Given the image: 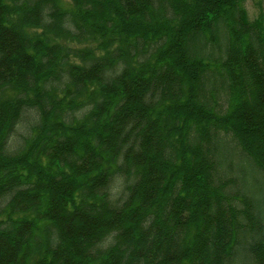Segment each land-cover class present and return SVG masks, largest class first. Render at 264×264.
I'll use <instances>...</instances> for the list:
<instances>
[{"label":"trees","instance_id":"1","mask_svg":"<svg viewBox=\"0 0 264 264\" xmlns=\"http://www.w3.org/2000/svg\"><path fill=\"white\" fill-rule=\"evenodd\" d=\"M246 1L0 0V264H264Z\"/></svg>","mask_w":264,"mask_h":264},{"label":"rangeland","instance_id":"2","mask_svg":"<svg viewBox=\"0 0 264 264\" xmlns=\"http://www.w3.org/2000/svg\"><path fill=\"white\" fill-rule=\"evenodd\" d=\"M60 3L63 7L67 8L70 6L71 0H60ZM258 3H259L258 0H247L245 2V6L250 18H254L255 16H257L259 11H264V1H261L260 4Z\"/></svg>","mask_w":264,"mask_h":264}]
</instances>
